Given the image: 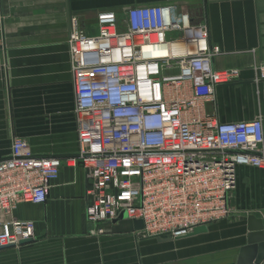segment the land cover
Listing matches in <instances>:
<instances>
[{"label":"built area","instance_id":"2783aa9c","mask_svg":"<svg viewBox=\"0 0 264 264\" xmlns=\"http://www.w3.org/2000/svg\"><path fill=\"white\" fill-rule=\"evenodd\" d=\"M96 24L87 35L69 22L78 152L65 163L85 173L92 233L104 235L101 225L122 214L143 223L141 238L171 240L228 219L237 168L264 172L262 118L220 123L206 109L239 71L215 69L221 51L207 25L172 5L103 10ZM255 72L264 80V63ZM62 164L12 139L0 160V248L34 237L33 221L9 217L19 204H45Z\"/></svg>","mask_w":264,"mask_h":264},{"label":"crops","instance_id":"0c3cea01","mask_svg":"<svg viewBox=\"0 0 264 264\" xmlns=\"http://www.w3.org/2000/svg\"><path fill=\"white\" fill-rule=\"evenodd\" d=\"M148 5H172L194 24L207 25L209 44L221 51L213 67L239 71L236 83L215 88L207 111L220 123L261 117L264 133V80L255 81V68L264 63V0H2L0 160L8 157L17 137L36 156L63 164L45 204H19L9 217L33 221L34 235L46 233L47 239L21 243L18 259L12 257L17 247L0 250V264L236 263L246 243L247 216L259 219L264 212V172L237 168L228 219L201 233L158 241L141 238L128 219L101 225L102 236L93 234L84 213L85 173L78 164H65L78 152L69 18L95 35L100 11L121 15L128 7Z\"/></svg>","mask_w":264,"mask_h":264},{"label":"water","instance_id":"95a60500","mask_svg":"<svg viewBox=\"0 0 264 264\" xmlns=\"http://www.w3.org/2000/svg\"><path fill=\"white\" fill-rule=\"evenodd\" d=\"M70 20V18H69ZM126 219L122 214L119 220ZM133 228L136 231L143 229L141 221H133ZM206 226H201L193 230L192 234L206 231ZM246 243L240 247L235 264H264V212L261 218L257 219L253 215L246 218ZM158 241L168 240L166 236L156 238ZM28 242L23 241L21 243ZM13 246L3 247L0 250L12 248Z\"/></svg>","mask_w":264,"mask_h":264},{"label":"rangeland","instance_id":"374dc122","mask_svg":"<svg viewBox=\"0 0 264 264\" xmlns=\"http://www.w3.org/2000/svg\"><path fill=\"white\" fill-rule=\"evenodd\" d=\"M134 2H136V1H138V0H133ZM92 233H91V231H89V235L90 236H92L91 235ZM40 234H37V235H34V237L32 238V239H30L29 241H45L46 239H47V235L48 234H46V233H42L40 236H39ZM94 236V235H93ZM18 250H21V247L20 248H16L15 249V252H14V254L12 255V257H15V258H20L19 257V253H20V251H18Z\"/></svg>","mask_w":264,"mask_h":264}]
</instances>
